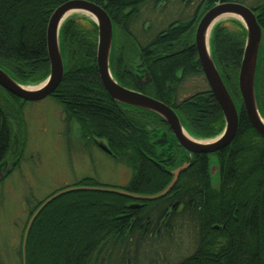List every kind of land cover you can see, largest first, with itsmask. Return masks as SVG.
Returning a JSON list of instances; mask_svg holds the SVG:
<instances>
[{
    "label": "trees",
    "instance_id": "1",
    "mask_svg": "<svg viewBox=\"0 0 264 264\" xmlns=\"http://www.w3.org/2000/svg\"><path fill=\"white\" fill-rule=\"evenodd\" d=\"M68 1L71 0H0V59L7 60H0V68L20 78L12 76L18 83L28 78L39 81L49 73L47 24L54 10ZM84 1L102 7L117 26L131 20L134 14L142 18L147 0ZM148 1L154 2L159 13L166 10V19L178 14L177 6L182 2ZM260 11L263 15L259 22L264 29L263 5ZM75 20L67 19L60 29L64 75L52 95L62 107L66 122L77 123L82 138L104 140L109 158L131 170L132 179L122 189L129 193L156 195L168 185L169 170L180 165L182 158L188 157L191 166L166 196L155 201L87 191L71 192L52 201L29 230L26 264H264V139L248 122L236 86L246 37L244 28L233 22L238 28L232 32L225 24H218L210 44L213 62L224 84L233 91L239 111L235 139L212 155L190 157L181 149L162 162L146 126L160 134L165 123L154 114L132 107L124 112L105 95L97 75V27L86 20V28ZM144 21L131 32L124 29L123 40L118 43L129 45L134 55L137 44L152 43L151 54L144 51L156 67L152 95L175 111L191 135L216 136L222 131L224 119L209 91L178 100L177 87L187 77L202 75L195 49L190 47L193 40L188 18L180 19L176 28L177 23L172 22L163 31L164 37L152 36L150 27H142ZM171 48L185 51L164 57L163 49ZM261 56L264 58L263 52L258 54L256 64L255 93L264 119ZM181 68L182 78H177L175 73ZM8 96L19 109L23 107L25 102ZM12 126L10 113L0 105V166L9 153ZM211 156L219 168L216 187L211 184L209 172ZM153 159L164 166L155 165ZM74 186L95 187L91 179ZM40 204L30 208L28 219ZM24 229L25 225L21 234ZM20 248L21 244L22 264Z\"/></svg>",
    "mask_w": 264,
    "mask_h": 264
},
{
    "label": "rangeland",
    "instance_id": "2",
    "mask_svg": "<svg viewBox=\"0 0 264 264\" xmlns=\"http://www.w3.org/2000/svg\"><path fill=\"white\" fill-rule=\"evenodd\" d=\"M144 6L142 17L143 15L148 19H156L158 17L165 21L166 14L168 13L166 10H164L163 13H159V10L154 7V2L148 0ZM70 18L76 19L75 21L78 24L80 23L86 28V20L92 21L90 16L81 13L73 14L67 19ZM230 20L232 19H221L217 24L223 23L228 27L229 31H237L236 25H232L234 23H230ZM211 36L212 30L208 39L210 56L212 52L210 45ZM0 60L7 62V60H3L2 57ZM48 69L50 71L49 64ZM7 70L9 71V69ZM9 72L11 73V71ZM48 75L49 73L39 81H33L31 78H28L21 82H23L22 85L24 86L36 87L41 84ZM9 76L11 78H13L12 76L15 77L13 74ZM31 77L33 76L31 75ZM15 78L20 80L18 77ZM15 78L13 79L15 80ZM202 89L205 90L206 87L199 76L187 77L180 86L178 100L186 99ZM8 95L10 94L0 87V105L10 113L13 123L9 153L3 161L2 166L4 165L6 169H10L18 160V167L0 183V264H20L19 246L21 244L22 248L25 229L23 234H21V232L24 225L26 228L30 219H28L30 208L34 207L39 202L42 204L54 193L66 188L75 187L74 185L85 179H91L95 187L122 190L128 186L133 175L131 170L126 166L115 162L113 159L100 153L97 149L89 145L85 147L80 138L78 124H73L70 129L65 126L62 120L63 109L59 105L57 99L52 97V95L38 102H25L21 109L18 108V104H15ZM163 125H166L162 126L163 129L167 130V128H169L167 124ZM224 125L225 124H223L222 131ZM149 127L150 126L147 125L146 129L151 131V135L155 136L157 132ZM185 132L191 138L199 141L212 140L221 134L220 132L216 136L210 138H197L187 132V130H185ZM99 142L106 146L104 140H100ZM154 142L156 144L158 143V137L154 138ZM161 151L164 152L165 150L163 149ZM153 162L155 165L157 163L159 166H164V163L158 160L153 159ZM214 162L215 158L211 156V184L216 187L218 185L219 174L215 177L212 172L215 164ZM171 181L172 176L168 185ZM168 185L163 190H165ZM178 241L179 240L176 242Z\"/></svg>",
    "mask_w": 264,
    "mask_h": 264
},
{
    "label": "water",
    "instance_id": "3",
    "mask_svg": "<svg viewBox=\"0 0 264 264\" xmlns=\"http://www.w3.org/2000/svg\"><path fill=\"white\" fill-rule=\"evenodd\" d=\"M76 13L90 16L97 27L96 66L100 82L110 99L115 103L140 109L158 116L168 125L178 144L190 155L215 154L226 148L236 137L239 111L210 56L208 39L212 28L219 20L228 18L240 22L245 29L246 38L237 77L238 92L248 122L256 133L264 139V120L259 113L255 95V71L258 51L262 41V31L253 13L247 8L237 4H226L208 11L201 19L195 33V48L198 62L209 90L221 111L225 124L221 134L212 140L199 141L191 137L188 138L186 136L188 134L185 132L178 115L172 108L156 99L126 90L117 84L111 76L109 68L112 46L111 20L101 7L84 0L68 1L55 9L50 16L46 29V50L50 66L48 77L36 87H27L15 81L0 68V87L3 90L20 99L22 102H38L55 92L64 75V65L59 43L60 29L67 18ZM164 137L165 134L163 135V138ZM97 143L101 150L110 154L108 147L102 145L99 141H97ZM214 163L212 172L214 176L217 177L219 168L216 160ZM189 165L190 163L186 162L170 171V175L172 176L171 183L165 190L156 195L143 196L129 193L121 189L102 187H70L53 194L39 206L26 225L21 248L22 264H25L26 239L34 220L48 204L60 196L75 191H87L115 194L142 202L155 201L161 199L172 190L179 175L186 171ZM210 167L211 165L209 164L211 178ZM10 169H6L4 165L0 166V183L9 175Z\"/></svg>",
    "mask_w": 264,
    "mask_h": 264
},
{
    "label": "flooded vegetation",
    "instance_id": "4",
    "mask_svg": "<svg viewBox=\"0 0 264 264\" xmlns=\"http://www.w3.org/2000/svg\"><path fill=\"white\" fill-rule=\"evenodd\" d=\"M210 1L211 0H182V2L180 1L179 6H177L179 9L178 14H172L171 16H173V17L170 19L165 18V21H164V19H160L158 17L156 19H148V18L146 19L143 17L139 18L137 16V14H134L133 18L131 20H129L128 22L121 23V25L114 26L115 25L114 22H112V20L110 19L111 23H112V46H111V52H110L109 68H110L111 76L117 82V84L119 86L125 88L126 90L131 91V92H136V93L142 94L144 96L155 99V97L152 95V91H153L152 73L155 72L154 70L156 69V67L153 66L154 62L149 60L148 53L146 55L144 54L145 50H149L150 51L149 54H151L152 50H150V47H152V46L154 47V45H152V43H148L146 45L137 44V46H135V51L137 53H136V55H134L133 49L129 45H127L125 43L124 44L118 43V40H123L122 33L125 32L124 29H126L127 32L128 31L131 32L132 29H135V26H138V28H140L141 23L144 20H145L144 21L145 24H143L142 27L146 30H149V27H150V29H152V32H151L152 36L154 34H155V36H158L159 34H161L160 36L164 37L166 35V33L163 31L166 28H168V26H170V24H172V22L177 23L173 27V28H176L179 24L178 22L180 19L185 20L186 18H188L187 24L189 27H191V31L189 30V32H190V34L192 36L191 38L193 40L190 47H193L195 49V55H196V59L198 62L197 52H196V48H195V33H196L197 27H198L201 19L203 18V16L208 11H210L211 9H213L215 7L226 5V4H237V5L243 6V7L247 8L249 11H251L253 13V15L255 16V19H256L258 25L261 27L262 41H261V45L259 47L258 54L259 53L262 54V52L264 54V29L259 22V20L261 19L262 15H263L260 11V5L264 6V1H261V0H251V1L250 0H212L211 2ZM169 7L173 8L175 6L170 5ZM229 22L233 23V22H236V20L232 19ZM237 23L239 25H241L239 22H237ZM217 25L218 24H216L214 26V28ZM232 25H234V24H232ZM188 26H186L184 28H187ZM241 27H243V26L241 25ZM214 28H212V32H213ZM236 28H238V27L236 26ZM183 51H185V48H181V49L179 48L178 50H175L173 48L163 49L162 55L164 57H169V56H173L177 53H182ZM211 58H212V56H211ZM212 60H213V58H212ZM263 60H264V58H263V56H261V62ZM155 62H157V61H155ZM198 65H199V62H198ZM199 67H200V65H199ZM200 72L202 73L201 68H200ZM175 74L177 75V78H182L183 69L181 68ZM97 75H98V71H97ZM199 77H200V79H202L206 89L205 90H203V89L199 90L198 92H195L194 94L203 93L206 91L210 92L203 73L201 76L199 75ZM98 78H99V75H98ZM148 79H149V81H148ZM99 81H100V79H99ZM101 86H102V84H101ZM225 86H227L226 87L227 91L229 92L230 96L234 99L235 96L233 94V91L228 87V84ZM102 90L104 91L105 95L110 99L108 94L105 92L103 86H102ZM177 90H178V95H179L180 86L177 87ZM210 94H211V92H210ZM193 95H191V96H193ZM255 95H256V93H255ZM256 101H257V105H258L259 101H258L257 96H256ZM113 103H115V102H113ZM115 104L118 106V109L122 108L124 112H126V110L127 111L131 110V109H129L130 108L129 106L121 105L118 103H115ZM137 110H140V109H137ZM141 111H143V110H141ZM62 120L64 121L65 126L69 129L71 128V126L73 124L74 125L77 124V123L71 122V121L66 122L67 117L65 116L64 113H63ZM79 127L80 126L78 125V129H80ZM167 129H169V128H167ZM168 131L166 129H162L160 134L157 133L158 143L156 144L155 148H157L159 158L162 162L165 161L166 159L171 158L173 153H175L176 151L182 152L181 149H183L178 144V142L176 141L171 130L169 129ZM79 133H80V130H79ZM164 134H165V137H164V139H162ZM80 138H81V141L85 147H87L89 145L92 148L97 149L100 153L109 157V155L107 153H104L98 147V143L96 141L93 142V139H90L88 137L82 138L81 134H80ZM154 138L155 137L153 136V142H154ZM97 141H100V140L97 139ZM163 149L165 150L164 152L161 151ZM185 152H187V151H185ZM189 156H190V154H189ZM192 156H194V155H192ZM182 160H183L182 163L178 166H181L183 163L188 162V163H190V165H189V168H190L191 162L188 161V157L186 159L182 158ZM17 161L15 162L14 166L11 167L12 169H10L9 174H11V172H13L14 170L17 169V167H18ZM174 169L169 170V173H170V171H172ZM184 172H182V173H184ZM180 175H179V177H180ZM133 207L135 208L137 206H133Z\"/></svg>",
    "mask_w": 264,
    "mask_h": 264
},
{
    "label": "bare ground",
    "instance_id": "5",
    "mask_svg": "<svg viewBox=\"0 0 264 264\" xmlns=\"http://www.w3.org/2000/svg\"><path fill=\"white\" fill-rule=\"evenodd\" d=\"M186 135V134H185ZM188 138H190V136H188V135H186ZM201 143H205V142H201ZM188 153V152H187ZM190 156H192V155H190Z\"/></svg>",
    "mask_w": 264,
    "mask_h": 264
}]
</instances>
